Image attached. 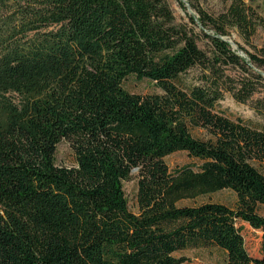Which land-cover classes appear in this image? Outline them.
Here are the masks:
<instances>
[{"label": "trees", "instance_id": "trees-1", "mask_svg": "<svg viewBox=\"0 0 264 264\" xmlns=\"http://www.w3.org/2000/svg\"><path fill=\"white\" fill-rule=\"evenodd\" d=\"M25 1L0 22V264H181L175 251L209 245L223 264H264V173L250 160L264 158V125L215 109L229 92L264 115V46L252 42L264 0L216 13L176 0L180 21L169 0ZM129 75L161 92H129ZM62 139L72 166L56 164ZM177 151L199 168L141 170L132 212V168ZM222 189L236 207L178 205ZM237 220L261 231L259 255Z\"/></svg>", "mask_w": 264, "mask_h": 264}, {"label": "rangeland", "instance_id": "rangeland-1", "mask_svg": "<svg viewBox=\"0 0 264 264\" xmlns=\"http://www.w3.org/2000/svg\"><path fill=\"white\" fill-rule=\"evenodd\" d=\"M229 0H201V5L209 12L216 13L224 8ZM170 6L174 12L177 21L185 18L186 10L177 3L176 0H169ZM27 7L25 0H10L5 6L0 5V22L5 20L12 14H18L20 10ZM264 14V11H263ZM231 38L239 42L247 49H251L244 43L243 39L233 32ZM252 42L258 46H264V28L258 27L255 35L252 37ZM197 68L190 69L183 75L186 82H192L197 76ZM123 87L129 92L148 94L154 92H161L160 88L149 79H138L134 75H129L123 81ZM216 111L226 115L231 119L238 117L244 119L253 126L264 125V115L256 113L250 103H240L233 99L229 92H224L223 98L216 105ZM192 133L196 137L206 138L208 137V131L203 128H195ZM56 164L63 166H72L75 164L74 152L66 139L60 140L57 144L55 152ZM251 162L264 173V158H251ZM154 165L150 162H141L132 168L130 179L123 181V188L128 200V207L132 212H138L136 205V176L141 170H159L166 173L172 172L174 169L183 165H190L194 169H198L201 161L197 158L190 157L185 151H177L165 156ZM205 202H219L223 203L231 208L236 207L237 197L234 191L231 189H222L210 194L199 195L193 199H182L178 202V205H198ZM259 212L264 214V208L260 207ZM237 225L241 228L245 246L251 255L260 254L261 245V231L254 229L247 223L237 220ZM175 256H184L187 260L181 264H223L226 253L223 249L215 245L186 248L175 251Z\"/></svg>", "mask_w": 264, "mask_h": 264}, {"label": "water", "instance_id": "water-1", "mask_svg": "<svg viewBox=\"0 0 264 264\" xmlns=\"http://www.w3.org/2000/svg\"><path fill=\"white\" fill-rule=\"evenodd\" d=\"M181 1L184 2V5L188 8L189 11H191L189 4L186 2V0H181ZM228 42L233 46L234 49H237L238 54L244 56V53L242 52V50L240 48L237 47V45L235 44L233 39H229Z\"/></svg>", "mask_w": 264, "mask_h": 264}]
</instances>
